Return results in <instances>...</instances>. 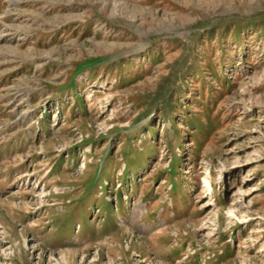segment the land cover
Wrapping results in <instances>:
<instances>
[{"label":"rangeland","instance_id":"obj_1","mask_svg":"<svg viewBox=\"0 0 264 264\" xmlns=\"http://www.w3.org/2000/svg\"><path fill=\"white\" fill-rule=\"evenodd\" d=\"M0 264H264V0H0Z\"/></svg>","mask_w":264,"mask_h":264}]
</instances>
